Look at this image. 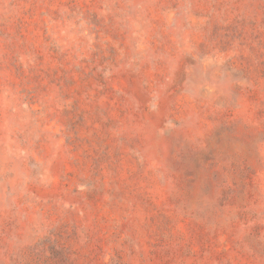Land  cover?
Returning <instances> with one entry per match:
<instances>
[{
  "label": "rangeland",
  "instance_id": "rangeland-1",
  "mask_svg": "<svg viewBox=\"0 0 264 264\" xmlns=\"http://www.w3.org/2000/svg\"><path fill=\"white\" fill-rule=\"evenodd\" d=\"M0 264H264V0H0Z\"/></svg>",
  "mask_w": 264,
  "mask_h": 264
}]
</instances>
